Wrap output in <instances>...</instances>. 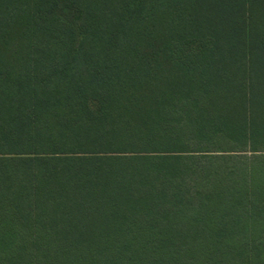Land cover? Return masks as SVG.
I'll return each instance as SVG.
<instances>
[{"label": "trees", "instance_id": "obj_1", "mask_svg": "<svg viewBox=\"0 0 264 264\" xmlns=\"http://www.w3.org/2000/svg\"><path fill=\"white\" fill-rule=\"evenodd\" d=\"M0 264H264V0H0Z\"/></svg>", "mask_w": 264, "mask_h": 264}]
</instances>
